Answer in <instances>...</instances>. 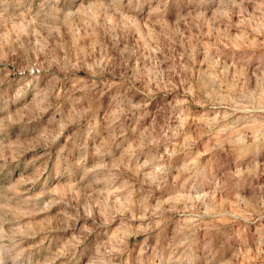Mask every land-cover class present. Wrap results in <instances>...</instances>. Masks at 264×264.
Instances as JSON below:
<instances>
[{
  "label": "rangeland",
  "instance_id": "rangeland-1",
  "mask_svg": "<svg viewBox=\"0 0 264 264\" xmlns=\"http://www.w3.org/2000/svg\"><path fill=\"white\" fill-rule=\"evenodd\" d=\"M0 264H264V0H0Z\"/></svg>",
  "mask_w": 264,
  "mask_h": 264
}]
</instances>
